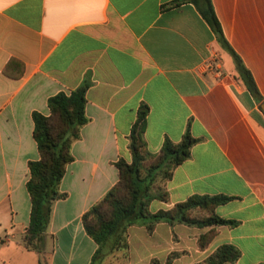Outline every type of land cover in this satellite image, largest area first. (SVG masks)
I'll return each instance as SVG.
<instances>
[{"label":"crops","instance_id":"crops-1","mask_svg":"<svg viewBox=\"0 0 264 264\" xmlns=\"http://www.w3.org/2000/svg\"><path fill=\"white\" fill-rule=\"evenodd\" d=\"M223 35L251 73L256 100L232 55L196 8L181 0H0V264H90L97 250L82 216L113 188L115 164L131 161L130 133L148 108L144 141L156 155L186 130L198 142L175 168L170 210L192 196L232 198L215 213L235 226L204 229L157 223L127 228V251L102 264L204 260L222 245L235 264H264V0H211ZM217 60L219 72L212 68ZM88 83L80 137L71 147L43 251L22 244L31 212L30 162L39 160L33 113L48 117L49 98ZM215 236L206 250L198 237Z\"/></svg>","mask_w":264,"mask_h":264},{"label":"trees","instance_id":"trees-1","mask_svg":"<svg viewBox=\"0 0 264 264\" xmlns=\"http://www.w3.org/2000/svg\"><path fill=\"white\" fill-rule=\"evenodd\" d=\"M192 4L202 19L212 29L221 47L233 57L239 80L249 93L261 101L254 79L241 59L227 43L216 17L211 0H181ZM88 83H83L69 95L59 93L48 99L49 116L33 113L34 140L39 160L30 162L29 180L26 189L30 197V221L22 237L23 246L37 253L43 251L46 229L50 222L53 204L65 197L60 192L66 167L73 161L71 147L80 137V129L87 124L85 116ZM148 108L142 105L130 133L129 151L131 161L120 159L115 167L119 180L106 195L83 216L86 234L95 242L97 250L90 264H102L103 260L120 251H127V228L134 224L145 225L151 234L157 223L176 224L199 229L219 226H235V222L221 219L215 213L218 206L232 200L226 196H192L174 205L170 210L152 214L150 205L155 202L168 203L167 182L175 168L191 156V149L198 142L189 129L178 143L165 140L158 154L147 151L143 135ZM215 236L208 231L198 237L197 245L206 249ZM179 256L171 253L165 264H172ZM240 252L232 245L218 247L208 258L197 264H235ZM152 264H156L155 261Z\"/></svg>","mask_w":264,"mask_h":264},{"label":"rangeland","instance_id":"rangeland-1","mask_svg":"<svg viewBox=\"0 0 264 264\" xmlns=\"http://www.w3.org/2000/svg\"><path fill=\"white\" fill-rule=\"evenodd\" d=\"M201 235H202V234H201ZM197 247H198V245H197ZM199 250H201V249H199ZM204 250H206V249H204ZM204 250H201V251H204ZM178 254H179V256H182V255H183V252H179ZM179 256H178L177 258H179ZM209 256H210V255H209ZM209 256H208V257H209ZM208 257H207V258H208ZM177 258H176V259H177ZM176 259H175V260H176ZM205 259H206V258H205ZM205 259H204V260H205ZM175 260H174V261H175ZM204 260H201V261L195 262V263H193V264L201 263V262H203ZM174 261H173V262H174ZM137 262H138L137 260H133V259H132V260H130V261L123 262L122 264H146V262H141V263H137ZM183 263H185V262H183ZM183 263H180V264H183ZM120 264H121V263H120Z\"/></svg>","mask_w":264,"mask_h":264},{"label":"built area","instance_id":"built-area-1","mask_svg":"<svg viewBox=\"0 0 264 264\" xmlns=\"http://www.w3.org/2000/svg\"><path fill=\"white\" fill-rule=\"evenodd\" d=\"M218 61L217 60H215L213 63L214 64H212V68L214 69V70H216L217 72H219V68H218V66H217V63Z\"/></svg>","mask_w":264,"mask_h":264}]
</instances>
